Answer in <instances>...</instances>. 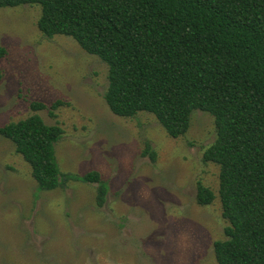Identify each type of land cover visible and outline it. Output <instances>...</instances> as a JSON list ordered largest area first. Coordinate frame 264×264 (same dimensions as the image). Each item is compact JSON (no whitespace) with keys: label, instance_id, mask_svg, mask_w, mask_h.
I'll use <instances>...</instances> for the list:
<instances>
[{"label":"rangeland","instance_id":"374dc122","mask_svg":"<svg viewBox=\"0 0 264 264\" xmlns=\"http://www.w3.org/2000/svg\"><path fill=\"white\" fill-rule=\"evenodd\" d=\"M40 16V5L0 7V125L35 113L60 125L61 172L97 170L109 189L102 206L97 183L39 191L31 165L0 136V264H218L214 242L228 221L220 168L203 160L213 116L194 110L188 132L172 138L150 113L115 115L104 98L108 64L72 37L43 34ZM199 181L217 194L213 203L197 202Z\"/></svg>","mask_w":264,"mask_h":264},{"label":"trees","instance_id":"16d2710c","mask_svg":"<svg viewBox=\"0 0 264 264\" xmlns=\"http://www.w3.org/2000/svg\"><path fill=\"white\" fill-rule=\"evenodd\" d=\"M23 4L41 6L43 34L72 37L108 64L104 98L115 115L150 113L172 138L188 132L194 110L213 116L216 139L203 160L220 168L218 198L228 221L225 238L214 242L217 263L264 264V0H0V7ZM6 54L0 45V60ZM45 108L32 103L34 111ZM63 134L38 113L0 125L39 191L70 180L97 183L102 206L109 187L99 171L61 172L56 144ZM145 153L156 159L150 145ZM196 198L205 206L217 194L199 181Z\"/></svg>","mask_w":264,"mask_h":264}]
</instances>
